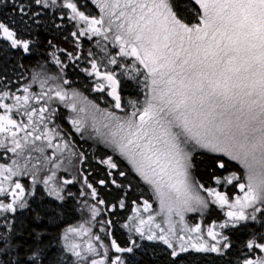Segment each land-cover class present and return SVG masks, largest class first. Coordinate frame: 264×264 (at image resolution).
Returning a JSON list of instances; mask_svg holds the SVG:
<instances>
[{
  "label": "snow or ice",
  "instance_id": "6c2138e0",
  "mask_svg": "<svg viewBox=\"0 0 264 264\" xmlns=\"http://www.w3.org/2000/svg\"><path fill=\"white\" fill-rule=\"evenodd\" d=\"M0 264H264V0H0Z\"/></svg>",
  "mask_w": 264,
  "mask_h": 264
}]
</instances>
